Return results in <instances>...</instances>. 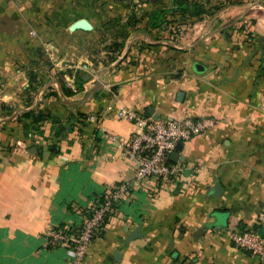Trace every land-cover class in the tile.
I'll use <instances>...</instances> for the list:
<instances>
[{"label":"crops","instance_id":"obj_1","mask_svg":"<svg viewBox=\"0 0 264 264\" xmlns=\"http://www.w3.org/2000/svg\"><path fill=\"white\" fill-rule=\"evenodd\" d=\"M194 4L207 11L36 0L22 16L28 31L0 19V264H69L48 231L78 228L121 182L131 191L83 264H264L227 234L254 227L264 208V0H186ZM161 11L175 19L169 27L157 26ZM120 106L219 123L177 150L184 171L174 182L139 183L120 144L136 127L117 117Z\"/></svg>","mask_w":264,"mask_h":264},{"label":"built area","instance_id":"obj_2","mask_svg":"<svg viewBox=\"0 0 264 264\" xmlns=\"http://www.w3.org/2000/svg\"><path fill=\"white\" fill-rule=\"evenodd\" d=\"M31 34L36 35V32L32 31ZM116 115L118 118L127 119L136 127L132 139L129 142L120 141V144L125 147L126 155L137 163L135 181L139 183L149 178L174 182L184 171L183 165L170 158L177 146L219 123V119L207 116L155 119L127 106H120ZM88 118L97 121L94 114ZM131 188L132 183L121 182L111 189L99 205L90 209L78 228L71 227L65 232L51 229V242L66 248L69 264L84 263L89 246L128 196ZM255 226H264V208L259 210ZM227 234L237 248L264 261V236L254 227H232L227 230Z\"/></svg>","mask_w":264,"mask_h":264},{"label":"rangeland","instance_id":"obj_3","mask_svg":"<svg viewBox=\"0 0 264 264\" xmlns=\"http://www.w3.org/2000/svg\"><path fill=\"white\" fill-rule=\"evenodd\" d=\"M0 9H7L9 12L7 13L6 16H2L0 19L4 20L3 25H5L6 28L10 30V32L12 31L11 28L14 27L15 25L18 26L23 25L24 27H21V30H24L25 28L27 29L28 26H30V24L26 23V21L23 20L22 16L25 15L26 12L30 13V10L34 11L36 9V0H0ZM25 19L27 21H32L33 18H25ZM28 36H29L28 38L29 41L35 40L37 38V34L36 35L28 34ZM123 42H125V39H123ZM113 46L115 45H112V47ZM124 120L128 121L127 119Z\"/></svg>","mask_w":264,"mask_h":264},{"label":"trees","instance_id":"obj_4","mask_svg":"<svg viewBox=\"0 0 264 264\" xmlns=\"http://www.w3.org/2000/svg\"><path fill=\"white\" fill-rule=\"evenodd\" d=\"M174 3L176 5V8L173 9V11H176V12H179L181 14L185 13L186 9L189 10V12H193V13H203L204 10H206L204 8L203 10V7L202 6H197V4H194L192 5V8L190 9L189 7L187 8L186 7V0H174ZM207 11V10H206ZM163 11H161L159 13V16H158V20H157V26L160 27V28H163V24L167 23L168 24V27L170 26L171 22L173 23V21H175V19H173V21L171 20H168L167 18L164 17V15L162 14ZM162 14V15H161ZM160 180V179H159ZM106 197V196H105ZM105 197H102L101 199H98L97 202H95L94 206H97L101 203V201H103L105 199ZM54 229H56L57 231H61V232H65L66 230H68L69 227L68 225L66 224H61L60 226L58 227H53ZM47 237L49 239V245L48 247L50 248H57L59 247L60 245H56V244H53L51 242V230L48 231L47 233Z\"/></svg>","mask_w":264,"mask_h":264},{"label":"water","instance_id":"obj_5","mask_svg":"<svg viewBox=\"0 0 264 264\" xmlns=\"http://www.w3.org/2000/svg\"><path fill=\"white\" fill-rule=\"evenodd\" d=\"M196 68L198 69V70H203L204 69V67L201 65V64H197L196 65ZM151 112L153 111V110H150ZM155 119H157V118H159V117H154ZM181 145L182 144H179L178 146H177V149H176V151L174 152V153H172L171 154V160L172 161H174V162H177V160L179 159V157H180V154H179V152L177 151L180 147H181ZM221 182L220 181H218L216 184H215V186L213 187V194L214 195H220L221 194ZM254 229L256 230V231H258L261 235H263L264 236V226H261V227H259V226H254ZM141 227L139 226L138 228H136V230L135 231H133V233H132V236L133 237H137V236H140L141 235Z\"/></svg>","mask_w":264,"mask_h":264}]
</instances>
